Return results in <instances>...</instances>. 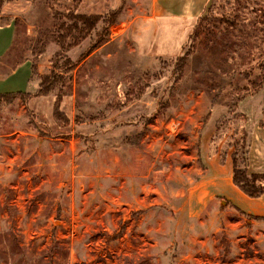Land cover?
Masks as SVG:
<instances>
[{"label": "rangeland", "instance_id": "1", "mask_svg": "<svg viewBox=\"0 0 264 264\" xmlns=\"http://www.w3.org/2000/svg\"><path fill=\"white\" fill-rule=\"evenodd\" d=\"M148 11L1 5L0 94H26L0 99V264H264V218L218 178L226 161L246 171L264 122V0H210L184 28ZM70 13L113 22L81 39Z\"/></svg>", "mask_w": 264, "mask_h": 264}, {"label": "crops", "instance_id": "2", "mask_svg": "<svg viewBox=\"0 0 264 264\" xmlns=\"http://www.w3.org/2000/svg\"><path fill=\"white\" fill-rule=\"evenodd\" d=\"M210 0H149L150 14L148 20L151 22H166L169 24H178V28H184L186 22L199 17L205 10ZM11 3L3 5V9L8 7ZM15 28L12 22L0 24V60L10 49L14 40ZM26 67V68H25ZM23 69L26 74H23L24 81L29 76V67L25 64L18 66L11 75H18ZM15 73V74H14ZM27 75V77H26ZM3 76L0 75V92L2 86ZM9 92L13 93L14 90ZM25 93V92H24ZM264 122L261 120L260 125L254 124L248 133V143L246 149L248 153V166L246 167L247 174H264ZM224 174L218 176L224 181V194L228 205L240 209L248 215L254 217L260 216L264 218V194L258 198H248L240 190H238L232 183L233 166L226 161L222 166ZM226 184V185H225ZM264 186V180L261 182Z\"/></svg>", "mask_w": 264, "mask_h": 264}, {"label": "trees", "instance_id": "3", "mask_svg": "<svg viewBox=\"0 0 264 264\" xmlns=\"http://www.w3.org/2000/svg\"><path fill=\"white\" fill-rule=\"evenodd\" d=\"M7 0H0V8L1 5ZM112 13L107 16H86V15H75L73 13L68 14V19L73 21V25L67 28L68 32L72 30L78 32V36L81 39H84L91 31L94 30L96 25L99 22H103L110 26L112 24ZM80 25V26H79ZM264 78V77H263ZM54 79V76L43 77L41 79L38 95H46L48 92V86L50 85V80ZM54 82V81H53ZM52 82V83H53ZM51 83V84H52ZM56 83V81L54 82ZM26 93L16 92V93H6L0 94V99H12L16 97H22ZM233 163V173H232V183L233 185L240 190L246 197L248 198H258L264 194V186L261 185V181L264 180V175L256 174L248 176L245 170H240L235 167V163Z\"/></svg>", "mask_w": 264, "mask_h": 264}]
</instances>
